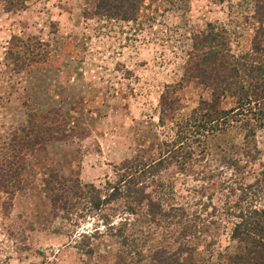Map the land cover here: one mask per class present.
<instances>
[{
    "label": "rangeland",
    "instance_id": "1",
    "mask_svg": "<svg viewBox=\"0 0 264 264\" xmlns=\"http://www.w3.org/2000/svg\"><path fill=\"white\" fill-rule=\"evenodd\" d=\"M97 1L0 0V264H181L173 262L184 256L176 254L178 247L191 250V262L183 264H264L238 261L245 244L230 238L227 189H215L221 180L234 181L221 161L241 144L233 130L212 132L203 143L185 141L198 161L168 160L149 184L164 212L179 206L198 226L185 237L175 218L156 214L152 222L144 203L125 198L100 209L121 231L120 239L111 237L68 190L74 182L103 190L124 161L155 159L161 143L175 139L174 122L182 126L190 110L210 98L209 90L189 80L176 91L182 109L159 125L158 99L181 84L191 35L210 26L226 36L230 53H248L253 41L264 46V5L147 0L161 4L156 14L131 23L121 19L120 0L117 12L97 8ZM218 106L232 103L226 98ZM255 142L264 150V130ZM50 174L57 179L45 183ZM95 228L92 239L80 241Z\"/></svg>",
    "mask_w": 264,
    "mask_h": 264
},
{
    "label": "trees",
    "instance_id": "2",
    "mask_svg": "<svg viewBox=\"0 0 264 264\" xmlns=\"http://www.w3.org/2000/svg\"><path fill=\"white\" fill-rule=\"evenodd\" d=\"M115 1L98 0L97 8L104 7L103 9L107 12L110 8H114L117 12ZM120 1L123 3L118 5V8H122L119 12L123 18L127 16L121 19L131 23L150 19L161 5L158 3L152 7L145 2L147 0ZM165 1L173 3L176 0ZM255 3L260 8L264 5V0H255ZM261 21L262 18H258L259 24ZM189 42L182 65L181 84L167 87L158 99V123L162 126L166 116L174 119L180 112L182 105L176 91L189 80H195L209 90V100L198 102L197 107L191 109L183 118L182 126H180L181 122H174L176 129H179L175 139L161 143L164 149L159 151L157 157L149 163L139 161L137 158L124 161L116 169L117 179L112 184L106 182L103 190L91 184L80 187L75 182L73 185L70 183L68 190L74 189L72 194L86 205L82 211L97 215L103 225L107 226V230L112 233L111 237L120 239L121 231L118 228L114 229L108 219L99 212L103 205L121 198L135 205L144 203L147 216L152 222L156 214L160 217L175 218V223L182 232L181 236L185 237L191 229L194 231L198 226L187 222V214L179 206L170 207L169 211L164 212L158 200L153 198L157 195L156 189L148 191L149 184L156 182V176L165 169L168 160L178 159L179 165L188 160L198 161L192 158L189 146L184 147L185 141L193 144L200 139L203 143L206 135L212 132L222 133L227 129L233 130L236 136L240 137L241 144L231 146L232 154H224L221 161L232 172L234 181L232 184H225L226 182L221 180L215 189L219 191L227 189L224 209L228 211L227 215L234 218L230 228V238L245 244V254L239 256L238 261L264 262V150L259 149L255 142L256 132L264 130V46L258 41H253L250 52L233 55L227 48L226 36L212 30L210 26H207L204 33L198 32L191 35ZM226 98L231 101L232 106L222 110L218 105ZM180 134L183 135L181 140ZM206 171L204 167L200 173L204 175ZM211 177V173L206 174L207 180H211ZM47 178L45 183L47 181L48 184L57 179V177L53 179V174ZM157 187H161V182H157L155 188ZM210 187L207 184L204 189H210ZM51 190L49 188V191ZM234 196L235 200H232L233 204L230 206L227 201L229 197ZM56 199L54 196L53 202ZM127 210L132 212L130 206ZM200 225L203 226V224ZM97 231L95 228L90 234H80V241L92 239ZM84 246L87 253L92 252L89 242ZM189 251H191L189 248L178 247L176 254L183 253L184 256L180 258L178 256L179 259L173 262H181V264L191 262L188 258L189 254L187 255Z\"/></svg>",
    "mask_w": 264,
    "mask_h": 264
}]
</instances>
